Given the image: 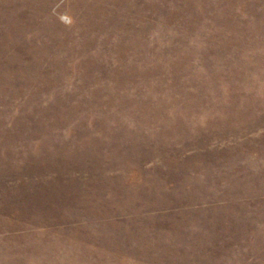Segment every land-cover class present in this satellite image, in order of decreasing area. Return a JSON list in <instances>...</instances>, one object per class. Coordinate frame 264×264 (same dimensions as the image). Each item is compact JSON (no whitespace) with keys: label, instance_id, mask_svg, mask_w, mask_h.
Returning a JSON list of instances; mask_svg holds the SVG:
<instances>
[{"label":"rangeland","instance_id":"rangeland-1","mask_svg":"<svg viewBox=\"0 0 264 264\" xmlns=\"http://www.w3.org/2000/svg\"><path fill=\"white\" fill-rule=\"evenodd\" d=\"M0 264H264V0H0Z\"/></svg>","mask_w":264,"mask_h":264}]
</instances>
